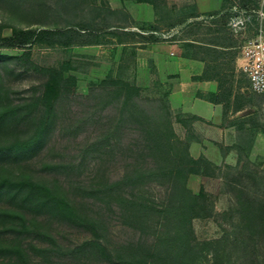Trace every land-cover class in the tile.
I'll use <instances>...</instances> for the list:
<instances>
[{"label": "trees", "instance_id": "obj_1", "mask_svg": "<svg viewBox=\"0 0 264 264\" xmlns=\"http://www.w3.org/2000/svg\"><path fill=\"white\" fill-rule=\"evenodd\" d=\"M78 1L59 0L58 5L75 7ZM136 1L151 4L155 21L168 18V29L198 15L191 3L167 6L166 0ZM227 1L222 0L219 10L204 14H218ZM33 3L45 11L50 7L46 0H33ZM156 28L159 27L152 25L149 30ZM87 31L85 28L74 30L73 40L84 43L87 41L84 32ZM128 32L143 39H156L152 32L146 36ZM64 33L55 28L13 27L9 35H0V46L25 47L32 41L68 42L67 39L61 41ZM168 36L182 42L177 51L180 55L199 57L209 64L216 61L211 65L217 68H221L224 56L234 58L237 54L236 44L220 42L217 37L201 41L176 38L174 33ZM13 57L21 58L22 55ZM28 63L30 68L45 76L41 90L33 94L31 103L1 109L0 126L17 127L21 123H30L32 130L24 137L1 143L0 159L36 153L59 121L64 122L62 129L68 134L74 135L86 126L97 130L76 149L69 161L43 166L69 172L90 169V183L74 188L81 198L96 203L97 217L80 211L73 201L42 181L0 176V199L5 197L33 214L53 216L91 234L78 242L63 245L21 221L18 227L11 229L19 235L33 237L34 242L30 244L33 256L45 260L52 257L81 260L93 256L109 264H261L264 257V193H253L248 184L255 180L256 173L248 167V150L255 127L264 134V124L256 125V112L248 113L245 120L236 123L239 141L232 146L237 150V160L234 165H225L232 171L224 181L229 204L217 212L211 193L202 187L194 192L187 186L190 173L212 174L215 167L203 156L192 157L187 142L175 134L167 90L160 96L143 97L133 81L118 76L104 77L90 84L85 93H78L69 86L74 81L72 75L64 76L60 69L40 66L29 60ZM218 81L220 86L222 81L228 83L227 75ZM222 91L227 92V85ZM243 93L235 94L233 105L245 101L249 106H256L252 100L255 92L244 90ZM75 102L80 105L77 111L72 108ZM63 113L67 114V120L62 121ZM244 121L248 123L245 128ZM114 161H119L122 167L116 177L107 172L109 163ZM155 188L160 192L158 201ZM109 216H114L131 230L132 237L112 245L106 230L105 219ZM215 216L221 219L217 223L221 233L197 238L192 219ZM5 217L10 219L15 215L0 209V218ZM26 254L19 243L0 244V264H28Z\"/></svg>", "mask_w": 264, "mask_h": 264}, {"label": "rangeland", "instance_id": "obj_2", "mask_svg": "<svg viewBox=\"0 0 264 264\" xmlns=\"http://www.w3.org/2000/svg\"><path fill=\"white\" fill-rule=\"evenodd\" d=\"M46 1L50 7L45 11L41 10L36 3H33V0H0L1 36L9 35L13 27L55 28L65 32L60 37L61 41L65 39L68 41H32L26 44L25 47L0 46V110L13 104L31 103L33 94L40 92L45 76L30 68L28 60L40 66L60 69L64 76L72 75L74 81L69 86L78 93H85L90 84L97 83L104 77L119 76L133 81L139 88V94L143 97L160 96L166 91V86L157 82L146 84L141 75L136 76L133 56V48L136 45L121 46L119 44V40L131 41L143 37L134 36L128 31L122 33L118 29L121 25L128 24V28L135 32L150 29L152 25H157L159 28L153 30V37H167L169 35L167 32H174L176 38L206 41L211 37H217L220 42L231 41L236 45L240 43L242 36L247 37L255 34L259 20L264 29V16L259 19L260 17L256 16L257 13H255L257 9L264 12V0H228L226 8L218 14H203L198 19L189 17L181 24L172 26L169 30L166 25L168 18L155 21L154 17L152 21H135L125 11V6L123 7L122 4L120 6L117 0H79L75 7L59 6V0ZM166 3L167 6H177L174 0H166ZM118 5L119 7H114ZM232 5H235V8ZM242 9L245 10L244 14H250L249 22L246 23L241 35H234L229 29L228 20L231 15ZM83 28L88 30L84 32L87 34V41L84 43L74 41V30L79 29L82 31ZM181 43L179 40L174 42L177 51ZM23 52L25 53L22 54ZM9 55L10 57H8ZM17 55H22V57H13ZM232 59L228 55L224 59L223 67L226 69L227 77L232 78L237 83L240 80L242 86H246L248 90L246 76L237 73L233 69ZM252 100L256 102V125L264 124V93L253 94ZM72 108L77 111L80 105L77 102L72 103ZM66 115V113H63L62 121L67 120ZM62 123L64 122L59 121L57 123L48 140L36 153L14 159L1 158L0 176L10 178L26 177L42 181L57 193L73 201L80 211L88 216L97 217L99 209L96 203L91 199L81 198L76 194L74 188L78 184L86 186L90 183L92 178L90 169L69 172L49 170L43 167L46 163L69 161L74 156L76 149L97 132L95 127L86 126L74 135L68 134L62 129ZM31 130L32 125L30 123H21L17 127H11L7 124L2 125L0 126V144L15 137H24L30 134ZM259 149L264 150V143L258 146ZM248 159L250 160L248 167L256 171L255 180L248 181L249 189L255 194L264 193V153H258L257 156ZM121 168L119 161L110 162L107 170L108 175L118 176ZM218 172L223 176L222 186L213 179V182L209 183V189L212 192L221 191V193H223V189L227 194V198H217L216 204L218 207H227L229 193L225 190L224 181L232 171L223 166ZM189 184L193 186L192 181ZM154 193L156 200H160V192L157 188H155ZM217 193L212 194L216 197ZM0 209L9 210L15 215L10 219L7 217L0 218V244H21L27 253L28 264H109L93 256L81 260L53 257L45 260L33 256L30 247V244L34 242L33 237L19 235L11 229L12 227H18V223L21 221L28 228L35 226L63 245L78 242L90 237L91 234L87 230L73 226L53 216L33 214L5 197L0 199ZM105 220L108 238L112 245H118L132 237L131 230L119 223L114 216H109ZM191 222L194 233L199 239L213 237L221 233L217 224L221 222V219L218 216L193 218ZM261 264H264V257L261 258Z\"/></svg>", "mask_w": 264, "mask_h": 264}, {"label": "crops", "instance_id": "obj_3", "mask_svg": "<svg viewBox=\"0 0 264 264\" xmlns=\"http://www.w3.org/2000/svg\"><path fill=\"white\" fill-rule=\"evenodd\" d=\"M117 1L120 6L121 4L123 7L125 6V11L135 21L147 22L152 21L155 17L151 4L147 2ZM174 1L177 6L186 3L193 4L195 12L198 13L193 16L195 19L201 17L204 12L219 10L222 3V0ZM119 5L114 7H119ZM128 27V24H125L118 29L133 31ZM149 32L154 33L149 29L137 31L142 35H148ZM175 41L176 39H171L168 36L156 37L152 40L143 38L131 41L121 40L119 44L121 46L136 45L133 48L136 76L141 75L146 84L157 82L166 86L175 134L187 142L188 152L192 157L203 156L215 167L212 174L190 173L187 177V186L194 192L198 191L200 187L214 195L218 192L216 197L212 194L214 210L218 212L227 207H218L216 200L222 197L226 199L227 194L223 189V193L210 191L209 183L215 179L216 183H220L222 186L223 176L218 170L225 165H234L237 160V150L232 146L239 141L236 123L242 119L245 120L248 113L255 112L256 106H249L245 101L233 105L235 94H244V90H247L246 86H242L240 80L237 83L228 77V83L222 81L221 86L219 85L218 78L227 75L226 69L223 67L225 56L222 58L221 68H217L211 65L216 61L209 64V61L199 57L180 55L174 47ZM241 63L240 56L235 55L232 59L233 69L242 75ZM225 85H227V92L222 91L223 88L225 89ZM243 124L244 128L248 126L246 121ZM261 143H264V134L255 127L248 158L252 159L258 153H264L263 149L258 150ZM190 181L193 182V186L189 184Z\"/></svg>", "mask_w": 264, "mask_h": 264}, {"label": "built area", "instance_id": "obj_4", "mask_svg": "<svg viewBox=\"0 0 264 264\" xmlns=\"http://www.w3.org/2000/svg\"><path fill=\"white\" fill-rule=\"evenodd\" d=\"M235 8V5H232ZM244 9L238 10L228 20L229 29L234 35L243 32L249 15ZM253 11V10H252ZM256 16H264L261 10L255 11ZM238 56L242 59L240 69L244 72L248 81V90L255 93H264V29L261 21L257 22L256 32L252 36H242L240 43L236 45Z\"/></svg>", "mask_w": 264, "mask_h": 264}]
</instances>
